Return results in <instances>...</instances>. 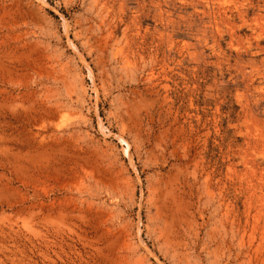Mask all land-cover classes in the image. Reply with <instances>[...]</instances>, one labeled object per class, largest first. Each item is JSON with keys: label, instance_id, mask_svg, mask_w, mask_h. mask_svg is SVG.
<instances>
[{"label": "rangeland", "instance_id": "374dc122", "mask_svg": "<svg viewBox=\"0 0 264 264\" xmlns=\"http://www.w3.org/2000/svg\"><path fill=\"white\" fill-rule=\"evenodd\" d=\"M0 264H264V0H0Z\"/></svg>", "mask_w": 264, "mask_h": 264}, {"label": "bare ground", "instance_id": "6f19581e", "mask_svg": "<svg viewBox=\"0 0 264 264\" xmlns=\"http://www.w3.org/2000/svg\"><path fill=\"white\" fill-rule=\"evenodd\" d=\"M148 80V79H147ZM28 122V121H27ZM33 122V121H32ZM34 123V122H33ZM33 128V127H32ZM34 132V131H33ZM38 134H39V132H38ZM59 134V133H58ZM37 135V134H36ZM54 137V136H53ZM41 138H42V136H41ZM38 139V138H37ZM40 139V138H39ZM50 141V140H49ZM36 142V141H35ZM53 142V141H52ZM48 143V142H47ZM52 144V143H51ZM37 145H39V144H37ZM49 145V144H48ZM35 147V146H34ZM42 147V146H41ZM46 147V146H45ZM39 149V148H38ZM168 201V200H167ZM160 204V203H159ZM158 206H160V205H158ZM162 206V205H161ZM179 207V206H178ZM172 213V212H171ZM170 214V213H169ZM171 216H172V214H171ZM179 218V217H178ZM177 218V219H178ZM165 220V219H164ZM168 220V219H167ZM166 221V220H165ZM168 241V240H167Z\"/></svg>", "mask_w": 264, "mask_h": 264}]
</instances>
